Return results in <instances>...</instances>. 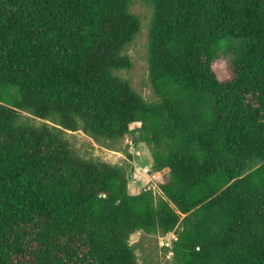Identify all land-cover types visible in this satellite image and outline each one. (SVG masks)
Returning <instances> with one entry per match:
<instances>
[{
  "label": "trees",
  "instance_id": "trees-1",
  "mask_svg": "<svg viewBox=\"0 0 264 264\" xmlns=\"http://www.w3.org/2000/svg\"><path fill=\"white\" fill-rule=\"evenodd\" d=\"M146 1L154 103L118 74L132 0H0V264H138V231L175 234L176 264H264V0ZM77 131L142 133L161 198Z\"/></svg>",
  "mask_w": 264,
  "mask_h": 264
},
{
  "label": "rangeland",
  "instance_id": "rangeland-1",
  "mask_svg": "<svg viewBox=\"0 0 264 264\" xmlns=\"http://www.w3.org/2000/svg\"><path fill=\"white\" fill-rule=\"evenodd\" d=\"M130 9L140 20V31L134 42L125 51L131 60L132 67L129 70H122L118 74L127 80L146 102L154 103L159 100L152 86L149 69V35L154 17V6L146 0H132ZM215 70L221 79L228 76L224 62L215 65ZM21 122L35 125L42 123L40 119L28 111H21ZM50 123L54 124L53 121ZM69 134L73 149L88 160L106 162L112 165L125 164L128 167L130 157L135 155L133 164L138 169L152 167L153 148L145 141L142 133L138 132L116 140L96 139L83 131L69 132ZM138 187H140L138 183L130 182L132 193ZM160 193L153 195L156 200L161 198ZM194 216L195 214L191 215V217ZM129 242L134 249L138 264H176L172 233L154 235L145 231H138L131 235ZM163 243H169L170 246L167 247Z\"/></svg>",
  "mask_w": 264,
  "mask_h": 264
},
{
  "label": "built area",
  "instance_id": "built-area-1",
  "mask_svg": "<svg viewBox=\"0 0 264 264\" xmlns=\"http://www.w3.org/2000/svg\"><path fill=\"white\" fill-rule=\"evenodd\" d=\"M130 182L138 183V185L145 191L153 192L154 194L160 192L159 186L157 184V177L152 172L151 168L143 167L142 169H138L137 166L133 164V170L130 173ZM172 238L173 240H177L175 234H172ZM163 245H166L167 247L170 246L169 243H163Z\"/></svg>",
  "mask_w": 264,
  "mask_h": 264
},
{
  "label": "crops",
  "instance_id": "crops-1",
  "mask_svg": "<svg viewBox=\"0 0 264 264\" xmlns=\"http://www.w3.org/2000/svg\"><path fill=\"white\" fill-rule=\"evenodd\" d=\"M139 186V185H138ZM138 189H139V187H138Z\"/></svg>",
  "mask_w": 264,
  "mask_h": 264
}]
</instances>
